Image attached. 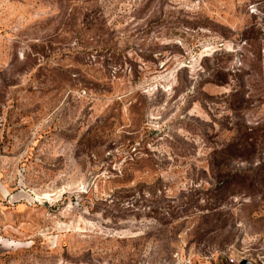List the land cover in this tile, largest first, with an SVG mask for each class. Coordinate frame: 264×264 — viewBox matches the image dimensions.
I'll list each match as a JSON object with an SVG mask.
<instances>
[{
	"label": "rangeland",
	"instance_id": "1",
	"mask_svg": "<svg viewBox=\"0 0 264 264\" xmlns=\"http://www.w3.org/2000/svg\"><path fill=\"white\" fill-rule=\"evenodd\" d=\"M264 264V0H0V264Z\"/></svg>",
	"mask_w": 264,
	"mask_h": 264
},
{
	"label": "water",
	"instance_id": "2",
	"mask_svg": "<svg viewBox=\"0 0 264 264\" xmlns=\"http://www.w3.org/2000/svg\"><path fill=\"white\" fill-rule=\"evenodd\" d=\"M238 264H252V263L246 259H242L238 262Z\"/></svg>",
	"mask_w": 264,
	"mask_h": 264
}]
</instances>
